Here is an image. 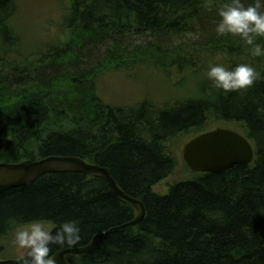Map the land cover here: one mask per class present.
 Segmentation results:
<instances>
[{
    "label": "trees",
    "instance_id": "16d2710c",
    "mask_svg": "<svg viewBox=\"0 0 264 264\" xmlns=\"http://www.w3.org/2000/svg\"><path fill=\"white\" fill-rule=\"evenodd\" d=\"M224 2L72 0L69 39L22 54L10 22L17 0H0V163L79 156L110 168L147 210L138 225L112 231L136 217L132 204L103 177L50 173L0 194V239L20 223L77 220L75 247L102 236L93 253L69 255L72 264H264V80L229 94L208 78L197 80L194 93L162 108L150 101L110 106L97 90L107 71L157 66L198 75L206 74V59L228 68L248 63L264 74V57L252 56L238 36H217ZM188 33L198 38L175 43ZM132 34L154 41L137 43ZM211 119L248 137L254 161L222 174L193 172L168 194L155 192L177 167L174 140L207 131ZM59 249L53 246L50 255ZM19 261L0 258V264Z\"/></svg>",
    "mask_w": 264,
    "mask_h": 264
},
{
    "label": "rangeland",
    "instance_id": "374dc122",
    "mask_svg": "<svg viewBox=\"0 0 264 264\" xmlns=\"http://www.w3.org/2000/svg\"><path fill=\"white\" fill-rule=\"evenodd\" d=\"M72 5V0H17V8L10 22L21 36V53L38 54L49 45H59L69 39L67 18ZM191 34V35H190ZM130 39L137 43L149 44L154 41L150 35H136ZM193 33L184 36H176L175 43L184 40L195 39ZM144 42V43H143ZM39 51V52H38ZM17 56V55H16ZM13 59L14 56H9ZM38 57L33 58L36 59ZM32 60V59H31ZM206 63L213 64L212 59H206ZM183 68L170 70L160 69L157 66H146L144 68H127L126 71L112 70L101 74L97 78V90L102 100L114 107H137L145 101L154 103L162 108L168 105L170 100H181L189 94L194 93L197 80H205V73L195 75L189 71L181 72ZM184 73V74H182ZM232 124L209 120L205 129L211 130L218 127H229ZM198 129L188 133H182L173 142L177 152L178 164L175 171L154 186L155 192L165 195L170 188L179 181L192 179L193 171L187 166L183 158V147L187 141L197 136ZM14 232L0 239L3 250L0 253L2 260H17L24 253L12 243Z\"/></svg>",
    "mask_w": 264,
    "mask_h": 264
},
{
    "label": "water",
    "instance_id": "95a60500",
    "mask_svg": "<svg viewBox=\"0 0 264 264\" xmlns=\"http://www.w3.org/2000/svg\"><path fill=\"white\" fill-rule=\"evenodd\" d=\"M183 158L190 170L202 173L222 174L237 165H248L254 161L255 147L248 137L239 131L218 127L198 134L183 147ZM83 172L103 177L111 191L129 202L137 211L136 217L112 231L141 223L147 214L142 200L127 194L118 184L111 169L91 163L79 156L50 155L39 159H27L16 163H0V194L15 187L36 181L50 173ZM84 246L62 248L53 254L55 264H72L68 256L85 257L95 251L98 238Z\"/></svg>",
    "mask_w": 264,
    "mask_h": 264
},
{
    "label": "clouds",
    "instance_id": "9594fccd",
    "mask_svg": "<svg viewBox=\"0 0 264 264\" xmlns=\"http://www.w3.org/2000/svg\"><path fill=\"white\" fill-rule=\"evenodd\" d=\"M219 21L215 32L218 37L238 36L254 57H264V0H225L219 7ZM191 35V34H190ZM194 38H198L195 36ZM206 76L213 88L224 94L252 88L264 74L248 63L234 68L223 64H209ZM12 243L24 255L19 264H55L50 255L53 246L73 248L81 241V228L77 220H64L58 224L43 220L20 223L13 230Z\"/></svg>",
    "mask_w": 264,
    "mask_h": 264
},
{
    "label": "bare ground",
    "instance_id": "6f19581e",
    "mask_svg": "<svg viewBox=\"0 0 264 264\" xmlns=\"http://www.w3.org/2000/svg\"><path fill=\"white\" fill-rule=\"evenodd\" d=\"M136 214H137V212H136Z\"/></svg>",
    "mask_w": 264,
    "mask_h": 264
}]
</instances>
